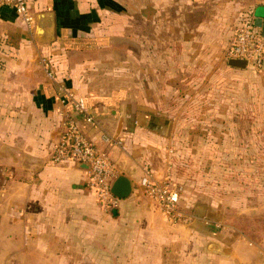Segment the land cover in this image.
Listing matches in <instances>:
<instances>
[{
    "label": "crops",
    "instance_id": "0c3cea01",
    "mask_svg": "<svg viewBox=\"0 0 264 264\" xmlns=\"http://www.w3.org/2000/svg\"><path fill=\"white\" fill-rule=\"evenodd\" d=\"M30 10L31 28L0 6V264H264L263 242L189 213L198 205L181 192L186 211L172 220L144 184L171 176L173 114L193 83L251 70L230 66L228 49L243 18H264V0H30ZM61 85L84 99L97 123L78 118L83 132L131 183L110 209L87 168L51 161L69 112Z\"/></svg>",
    "mask_w": 264,
    "mask_h": 264
},
{
    "label": "rangeland",
    "instance_id": "374dc122",
    "mask_svg": "<svg viewBox=\"0 0 264 264\" xmlns=\"http://www.w3.org/2000/svg\"><path fill=\"white\" fill-rule=\"evenodd\" d=\"M190 91L173 114L167 171L219 230L264 243V71L226 68Z\"/></svg>",
    "mask_w": 264,
    "mask_h": 264
},
{
    "label": "built area",
    "instance_id": "2783aa9c",
    "mask_svg": "<svg viewBox=\"0 0 264 264\" xmlns=\"http://www.w3.org/2000/svg\"><path fill=\"white\" fill-rule=\"evenodd\" d=\"M0 6L13 9L29 28L33 27L35 16L30 10V0H0ZM228 55L229 58L245 59L247 67L255 71L262 69L264 35L254 25L253 18L248 16L240 21L229 46ZM45 66L49 76L53 77L52 71L49 70V62H46ZM59 88L64 93L60 101L69 108V112L63 123V131L51 153V161L87 163L89 165L87 187L94 193L101 206L110 209L118 202L112 193L113 183L118 176L116 166L107 152L85 135L79 124L80 117L92 124L97 123L84 99L77 98L66 85ZM105 137L107 141L110 139L108 135ZM144 184L170 219L175 220L182 216L178 207L181 187L174 184L171 176L159 181L146 177Z\"/></svg>",
    "mask_w": 264,
    "mask_h": 264
},
{
    "label": "water",
    "instance_id": "95a60500",
    "mask_svg": "<svg viewBox=\"0 0 264 264\" xmlns=\"http://www.w3.org/2000/svg\"><path fill=\"white\" fill-rule=\"evenodd\" d=\"M39 19L46 20V21H52L53 16L51 14H40ZM254 25L258 28H261L262 34L264 35V18L261 16H256L254 19ZM41 31V27L39 28ZM229 65L235 68L239 69H246L247 68V61L245 59H239V58H230L228 60ZM263 67H264V61H263ZM82 167L89 168V165L87 163H79ZM131 192V183L129 179L123 175L118 176L112 187V193L118 197V198H124L128 196ZM114 213H116V208H113L112 210ZM195 214L198 215H204L205 210L201 207L197 206L194 209ZM209 216H213L211 213L208 214Z\"/></svg>",
    "mask_w": 264,
    "mask_h": 264
}]
</instances>
